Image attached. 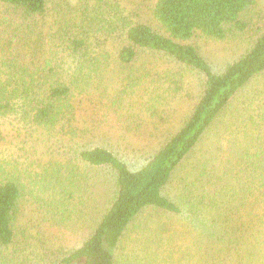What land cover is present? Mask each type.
<instances>
[{
    "label": "trees",
    "instance_id": "obj_1",
    "mask_svg": "<svg viewBox=\"0 0 264 264\" xmlns=\"http://www.w3.org/2000/svg\"><path fill=\"white\" fill-rule=\"evenodd\" d=\"M52 1L0 0V264H264V99L254 113L239 107L233 114L247 135L234 158L220 156L219 140L207 144L241 91L264 74L258 0H150L149 21L112 4L90 15L82 4L46 36ZM196 35L251 41L215 69L189 42ZM147 54L180 72L155 71ZM113 69L125 87L149 91V111L181 95L185 73L201 76L189 108L174 125L166 116L163 132L155 124L144 134L141 116L130 117L140 124H130L135 133L155 137L140 164L96 122L80 126L81 101L91 99L95 77L100 83ZM151 70L166 74L156 79ZM22 130L27 139L49 136L62 158L51 156L48 166L36 160L42 168L34 175L26 162L20 169L2 142ZM29 196L48 209L40 210L43 220L57 217L53 225L63 228L70 214L82 232L67 240L66 232L39 231L34 243L44 247H35V236L19 226Z\"/></svg>",
    "mask_w": 264,
    "mask_h": 264
},
{
    "label": "rangeland",
    "instance_id": "obj_2",
    "mask_svg": "<svg viewBox=\"0 0 264 264\" xmlns=\"http://www.w3.org/2000/svg\"><path fill=\"white\" fill-rule=\"evenodd\" d=\"M82 4L83 7L86 4L89 5L90 15L94 13L93 9L97 10L100 8L103 10L105 4H108V6L112 4L116 5V8L123 11L127 16H135V14H137L142 16L145 20L149 21L151 19L150 9L152 4L150 0H54L51 4L50 15L45 23L47 26L46 36L50 33V28L52 26H55V24L60 25L57 23V21H60V15H65V13L68 14L71 11L75 13L81 8L80 6ZM258 9L264 10V0H258ZM105 17L106 19L111 17L108 10L105 12ZM111 41H114V39ZM250 41L251 38L247 35L228 40H214L202 35H196L189 42L198 47L200 53L215 69H219L228 61H232L240 55ZM146 58L148 67H153L150 62L156 61L155 71L164 72L168 68H172L175 71L178 70V68L171 65L167 59H162L153 54H147ZM155 71L151 70V73L156 79H160V76L166 74L161 73L159 76H156ZM177 72H180V70ZM124 78V76L120 77L114 69L110 73L105 74L104 77L101 78L102 82L100 83L98 76H96L94 81L97 87H95V90L90 97L91 99L85 98L81 101L83 103V109L80 112L79 122L80 126L84 124V127L87 126V128H89V124L91 125L96 122L97 124L95 125H100V128L106 132L112 140H117L116 142L120 143L122 148L130 153V155L128 154V157H130V159L132 158L131 160H139L141 161L139 162L140 164L144 162L142 153L145 152V156L148 155L149 148L155 145V137L149 139L145 135L142 136L139 133H135V128L130 124H138V122L136 119L130 117L138 114L141 116L139 123L144 122V125L141 126L142 129L140 130L144 134L151 130H155V124L159 125V133L163 132L168 128V124L163 125L165 122L163 119H165L166 116H171V123L174 125L176 117L180 116L184 110L189 108L193 102L191 100H194L193 96H197L199 89L201 88V76L191 72L185 73L184 77L181 78L183 79L185 90L178 97L176 94V99L174 100H171L172 98L170 99L169 97L167 100H164L163 105L158 103V108L155 109V111H149V108L146 105L150 101L149 91L145 90V87H140L138 85V87H134V90L130 87H125L129 82L127 80L123 81ZM163 82L162 88H164V86L167 87V81L163 80ZM148 85L152 87L150 88V91L155 88V85H152V83H149ZM126 89L129 93H126ZM161 91L162 90H160V92ZM258 98H261V101L264 99V74L256 77L243 91H241L235 102L236 104H234L232 109L233 112L225 116L223 122L218 126H215L210 132V138L207 141L208 146L219 140V154L225 161H228V156L234 158L232 153L236 154L235 152L238 153L239 150H241L240 148L243 146L242 143L245 140L244 137L247 136L245 133L243 136V132L245 131L242 129L243 124L240 121L233 120V114L237 112L239 107L242 112L254 113V107L259 103L256 102ZM251 102H253V106L251 105ZM113 103L116 105H113ZM249 103L250 105H248ZM244 107L245 111H243ZM15 122L14 125L18 126L19 124L17 120H15ZM13 128L12 125L6 126V131ZM249 132L251 134L250 130ZM262 134L264 136V131ZM41 136L43 142L37 137V135L27 139L26 131L23 132L22 137L21 135H16V137H14L11 134L2 142V150L5 152L6 157H11L16 161L19 160L18 165L20 169L23 168L22 166L25 162L26 165L24 166L30 165L29 167L31 170L28 172H32L34 175L42 168V165L36 162V160L43 157L46 159L43 162V165L48 166L51 156L57 157V155H59L55 150L56 146L49 142V136H45L44 134ZM82 136L83 133H81L78 139L80 140ZM262 141H264V139H261L260 142ZM35 144H37V147H34ZM25 145L27 149H24ZM133 148H135L136 151H133ZM46 150H48V155L44 153ZM141 150H143V152ZM243 154L246 155L245 152ZM61 156L62 155H59L57 158H62ZM107 172L108 171H104L102 174L104 175ZM106 175L108 176L109 174L107 173ZM106 180L105 184H108L109 179L107 178ZM29 197L32 199L23 204L24 210L20 217L19 226L28 229L29 234L35 236V238L30 241L35 247H44L42 243H34L38 240L37 235L39 231H41L42 234H45L46 231L56 234L57 238H64L62 233L64 234V232H66L65 237L67 240H73V237L77 233L82 232L79 225H76V219L70 214L67 216L66 222L68 223H66V225L63 224V228H58L53 225V222H55L57 217L55 219L51 217L49 211V220H43L40 210L47 211L48 209H38L41 204L38 196ZM35 264L43 263L35 262Z\"/></svg>",
    "mask_w": 264,
    "mask_h": 264
}]
</instances>
